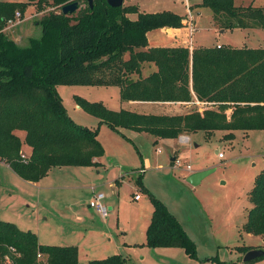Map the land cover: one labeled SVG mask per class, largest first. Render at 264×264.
I'll return each instance as SVG.
<instances>
[{
	"label": "trees",
	"instance_id": "trees-1",
	"mask_svg": "<svg viewBox=\"0 0 264 264\" xmlns=\"http://www.w3.org/2000/svg\"><path fill=\"white\" fill-rule=\"evenodd\" d=\"M71 1L0 0V162L21 178L39 181L55 167L97 166L96 159L105 153L99 129L71 118L58 94L59 85L118 86L124 101H194L187 113L168 115L115 111L102 102L76 97L99 125L149 133L154 144L200 131L209 136L224 131L222 139L233 141L237 130H264V46H150L149 31L190 30L189 16L141 11L138 5L112 7L107 0H93V8L88 0H77L79 9L64 14L62 7ZM29 4L38 12L51 10L36 19L41 35L30 36L23 46L3 28ZM194 7L210 8L221 29L264 28V6L202 0L190 5L191 11ZM147 64L155 70L145 76ZM25 145L31 149L27 160L22 158ZM250 199L245 229L264 236V170L255 179ZM152 200L148 245L183 248L195 255V242L181 223L161 200ZM253 248L237 246L242 254ZM6 256L12 264H79L76 246L40 244L34 232L0 217V264ZM89 264L129 263L113 254Z\"/></svg>",
	"mask_w": 264,
	"mask_h": 264
},
{
	"label": "rangeland",
	"instance_id": "rangeland-1",
	"mask_svg": "<svg viewBox=\"0 0 264 264\" xmlns=\"http://www.w3.org/2000/svg\"><path fill=\"white\" fill-rule=\"evenodd\" d=\"M201 1L139 0V5L141 11L169 10L186 17L190 5ZM234 1L237 5L264 6V0ZM49 10L51 8L35 13L34 7L28 5L24 11L27 19L13 27L5 24L3 31L11 38L17 36V42L25 46L30 36L41 35L36 19ZM192 12L193 17L188 16L194 29L195 46L213 47L218 43L233 47L264 46V28H233L220 32L210 8L194 7ZM150 71L146 68V73ZM57 91L76 123L99 129L98 139L105 150L99 160L104 166L99 174L97 168L55 167L44 183L34 186L2 165V219L31 230L42 244L79 245V264H89L95 250L100 251L98 257H107L108 248L117 239L131 244L129 264H247L243 262L245 254L238 252L237 246L264 249V237L245 229L252 207L250 192L257 175L264 170V130H237L233 141L222 139L224 131H215L211 136L200 131L191 134L189 142L180 141L179 136L154 144V137L149 133L137 135L124 129L118 132L106 123L97 124L99 119L84 109H76V97L92 102L104 99L108 105H113L118 86L59 85ZM30 152L28 146H23L22 153L29 156ZM173 153L181 160L180 167H173ZM188 164L192 166L191 172L184 170ZM207 169L213 171L200 184L193 186L187 181L194 171ZM123 174L124 183L117 185L113 181L115 187L107 185L112 178ZM42 184L46 187L42 188ZM94 190L104 192L105 204H112L108 217L89 205ZM137 193L142 196L139 201L134 199ZM152 197L161 200L188 231L196 245L195 255L177 247L148 245L147 229L154 212ZM4 264L12 263L4 261ZM253 264H264V257Z\"/></svg>",
	"mask_w": 264,
	"mask_h": 264
},
{
	"label": "crops",
	"instance_id": "crops-1",
	"mask_svg": "<svg viewBox=\"0 0 264 264\" xmlns=\"http://www.w3.org/2000/svg\"><path fill=\"white\" fill-rule=\"evenodd\" d=\"M2 1L27 2V0H2ZM123 5H138L139 6V9H140L139 0H124ZM29 6L34 7V12L35 13L37 12L36 6L34 4H29ZM192 13L193 12L189 8V14L188 15H191V17H193L192 16ZM197 14L198 15H201V12H197ZM22 16H24L23 19H22V22H23V21H25L27 19V18H25V12L22 13ZM132 17L133 18H136L137 15H133ZM215 29H217V28H215ZM227 30L228 29H220L219 31L220 32H225ZM192 34L193 33H191L188 28H182V29H178V30L162 29V28L161 29H154V30H151V31L148 32V41H149V45L150 46H188L190 48H195V47H198V46H195L194 45V43L192 41V36H193ZM13 39L15 41H17L18 40V37L17 36H15V37L13 36ZM218 44L213 45V46H217ZM219 45H222V44H219ZM145 67L147 69H150L151 70L150 72L146 73V68H144L143 69V74L145 76L148 75V74H150L152 71L155 70V66L153 64H151V65L150 64L149 65L147 64ZM106 87H111V86H106ZM114 95H115L114 100H115L116 103H114L113 105H108V103L106 101H104V99H101L100 101H102L104 103L106 102L105 104L104 103L103 104L105 106H107L109 109L115 110V111H119V110L125 109V110L134 111V112H137V113H144V114H168V115H174V114L187 113L189 111V109H191V107L194 106V101H191V102L190 101L189 102L133 101V100L124 101V100L121 99L120 87H118V92L115 93ZM191 104H192V106H191ZM140 107H143V108H152V109L139 110L138 108H140ZM76 109L77 110H80L82 108L78 105L76 107ZM154 110H157V111H154ZM98 123H99V120H98ZM132 133H136L138 135V134H142V133H146V132H136V131H132ZM132 135H135V134H132ZM182 135H187V138L186 137H182L181 138ZM188 137L191 138V134H181L180 137H179V139H180V141L189 142L188 141L189 140ZM174 139H176V138H174ZM161 140H163V139H161ZM161 140H159L158 143ZM191 140H192V138H191ZM158 143H155V144H158ZM29 151L30 150L28 149L27 152H29ZM176 158H179L178 155L175 154V153H173V156H172V165H173V167H175V159ZM99 159H100L99 157L96 159L99 162L97 166H91V167L90 166H87V167L86 166H74V167H82V168H87V169L88 168H92V169L97 168V173L99 174L100 171H101V168L104 166V163L102 161H100ZM2 165H6L7 167H9L17 175L18 178H21L10 167L9 164H7L5 162H0V167ZM63 167H70V166H62V167H59V168H63ZM52 170L50 172H52ZM184 170L185 171H189V170H186L185 168H184ZM50 172L48 173L47 176L41 178V180H39V181H28V180H25L23 178H21V179L24 180V181H27V183H29V184H32V185L36 186L38 184L40 185V183H44V181H46L48 179V177L50 175ZM189 172H191V171H189ZM124 178H125V175L124 174L121 175V176H118L116 178H112L110 180L111 183L110 184H107V185L108 186L110 185V186L115 187V185L113 184V181L117 185H119V184L124 183ZM0 180H1V173H0ZM41 187L44 188V187H46V185L45 184H42ZM94 188H95L94 186H91V189H94ZM93 192L95 193L96 191L94 190ZM135 196H136V194H135ZM135 196H134V199L136 201H139V200L142 199L141 194H140V198H138V199H136ZM105 198H106V194H105ZM0 200H1V197H0ZM109 203H111V202H109ZM89 205H90V203H89ZM108 207H109V210L110 211L113 209L112 204L108 205ZM73 212H72V216L74 215ZM79 218H81V217H79ZM22 230H24V229H22ZM37 237H38L39 243L42 244L40 242V238H39L38 235H37ZM262 237H264V236H262ZM108 241L110 242L111 239H108ZM49 245H52V244H49ZM60 246H76L78 248V256H80L79 245L73 244V245H60ZM159 248H170V247H159ZM131 249H132V247H131V244L130 243H127V242H125V241H123L121 239H117V242L113 246H111L110 248H108L107 254H109V255L107 257H109V256H111L113 254H120L123 257H125L127 259V263H129L130 258L128 256V254H130V250ZM181 249H183V248H181ZM98 252H100V251L95 250L92 253L93 255H92V257H90L91 258L90 261L91 260H94V259H104V258H107V257H98V256H100L99 255L100 253H98Z\"/></svg>",
	"mask_w": 264,
	"mask_h": 264
},
{
	"label": "water",
	"instance_id": "water-1",
	"mask_svg": "<svg viewBox=\"0 0 264 264\" xmlns=\"http://www.w3.org/2000/svg\"><path fill=\"white\" fill-rule=\"evenodd\" d=\"M90 6L93 8L94 3L93 0H88ZM108 4L112 7H121L124 3V0H107ZM79 9V2L77 0H73L67 4H65L62 7V12L64 14H69L73 13L76 10ZM223 31V30H222ZM213 169H207V170H202L198 172H194L191 176L187 178V181L191 183L193 186H196L201 183V181L208 176ZM264 256V249L261 248H253L249 251H247L243 257V262L248 263L250 261L257 260L260 257Z\"/></svg>",
	"mask_w": 264,
	"mask_h": 264
},
{
	"label": "built area",
	"instance_id": "built-area-1",
	"mask_svg": "<svg viewBox=\"0 0 264 264\" xmlns=\"http://www.w3.org/2000/svg\"><path fill=\"white\" fill-rule=\"evenodd\" d=\"M21 16H22V14H21L20 11L16 12L14 18H10L7 21V26L13 27V26L17 25L18 23H20L22 21L21 20ZM189 22H190V32L193 33L194 29L192 28L193 26H192L191 18L190 17H189ZM217 46L220 47L221 45L218 44ZM197 103L198 104H201L198 101H197ZM22 158L24 160H27V155L23 153L22 154ZM181 165H182L181 160L179 158H176L175 159V166L176 167H178V166L180 167ZM186 169L189 170V171H192V166L190 164H188L186 166ZM94 194L95 195H94L93 200L90 201V206L92 208H94L97 212H99L102 216L108 217L110 210H109L108 205L105 204V202H104L105 194L103 192H95ZM135 198L136 199L140 198V194L137 193L136 196H135ZM11 249H12L11 251H15V248L12 247ZM38 256L41 257V254H39ZM5 261H7V263H10L11 262L9 256H6V260Z\"/></svg>",
	"mask_w": 264,
	"mask_h": 264
}]
</instances>
